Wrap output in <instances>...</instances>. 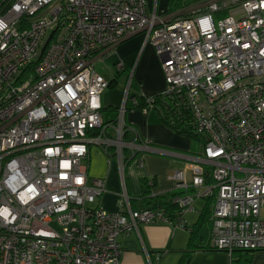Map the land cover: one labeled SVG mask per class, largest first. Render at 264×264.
<instances>
[{"label": "built area", "instance_id": "1", "mask_svg": "<svg viewBox=\"0 0 264 264\" xmlns=\"http://www.w3.org/2000/svg\"><path fill=\"white\" fill-rule=\"evenodd\" d=\"M158 9V0H0V264H120L121 234L172 222L161 206L132 209L126 191L119 210L105 209L106 178L88 176L90 144L112 150L123 173L134 68L118 120L106 123L109 80L96 56L138 34L161 59L160 96L190 108L204 142L173 172L178 217L214 199L211 249L264 251V0ZM142 96L148 113L154 94Z\"/></svg>", "mask_w": 264, "mask_h": 264}, {"label": "crops", "instance_id": "2", "mask_svg": "<svg viewBox=\"0 0 264 264\" xmlns=\"http://www.w3.org/2000/svg\"><path fill=\"white\" fill-rule=\"evenodd\" d=\"M147 1L150 6L153 5L154 0L151 3ZM159 4L160 0L158 8ZM142 45V34L127 38L115 48L97 55L95 68L96 64L103 63L106 72L101 74L111 81L118 70L117 61L123 60L128 68L134 67L133 79L144 83L147 64L143 66V74L137 75ZM153 57L157 72L154 77H149L148 85L144 88V92L149 94L159 93L165 84L162 63L151 48L147 51L146 61ZM117 79L118 83L106 89L101 96L106 123L118 120L129 82V79L124 80V76ZM133 79L124 104V123L127 126L124 139L128 147L124 151L126 163L123 173L118 160L112 156V150L107 154L100 145H89L88 176L90 179L106 178L108 189L97 202L109 211L120 209L124 191L134 210L155 207L156 197L159 198L158 202L171 200L173 193L180 192L175 188L176 182L172 177L174 170L185 167L192 162L190 157L198 155L192 149L193 138L166 125L158 109L153 108L148 113L141 110L137 98L144 94L131 89ZM108 131L113 133L112 127ZM196 140L203 149V140ZM140 159L143 165L138 164ZM187 172L189 178L194 175L189 168ZM149 180L153 181L152 186L148 184ZM213 209L214 199L196 198L190 210L184 211L170 223H141L138 229L121 234L118 237L120 264H264V251L237 250L230 256L225 251L211 249Z\"/></svg>", "mask_w": 264, "mask_h": 264}, {"label": "trees", "instance_id": "3", "mask_svg": "<svg viewBox=\"0 0 264 264\" xmlns=\"http://www.w3.org/2000/svg\"><path fill=\"white\" fill-rule=\"evenodd\" d=\"M199 1L202 0H168V3L170 5L168 13H183V11H185L183 10L185 7L193 5L194 3ZM120 76H124V80H127L130 77V68L126 66L124 70H117L115 78L109 81V87H113L115 84H117V77ZM153 97L156 102L154 108L159 110L160 115L166 125L183 135H188L193 139H200V137L193 131L194 126L192 123L190 108L186 104H181V106H177L174 101H169L166 100L164 97H161L160 93L154 94ZM145 100L146 98L144 96L139 95L137 98V105L140 108L143 107V105L145 104ZM178 193L179 192L173 193L171 195V199ZM155 199L156 204L154 206L163 207L166 212H168L172 221L178 218V207L176 204H174L171 200H160V202H158L159 198L156 197Z\"/></svg>", "mask_w": 264, "mask_h": 264}, {"label": "rangeland", "instance_id": "4", "mask_svg": "<svg viewBox=\"0 0 264 264\" xmlns=\"http://www.w3.org/2000/svg\"><path fill=\"white\" fill-rule=\"evenodd\" d=\"M152 0H150V3H151ZM170 9V5L169 3L167 2V0H160V4H159V9L158 11L160 13H165V12H168ZM172 14V13H170ZM153 48L154 52H155V55L157 56L158 60L161 61L159 55L157 54L156 52V49L153 45L151 44H148V45H142L141 47V50L139 52V55H138V58H139V65H138V69H137V75L138 74H143L144 71H142L143 69V66L145 64H147V67H146V78L144 79V83H139L137 79H133V85H132V90L139 93V94H144L146 96H152L154 93L156 92H153V93H147V92H144V88H145V85L147 84L148 85V79L150 76L154 77V75L156 74L157 70H156V66H155V57L149 59L148 61H146V58H147V51L149 49ZM142 56V57H141ZM141 58V59H140ZM96 68L97 70L100 72V73H103V72H106V68H105V65L102 63H98L96 64ZM163 70V68H162ZM164 73V71H163ZM164 77H165V73H164ZM125 78H126V75H125ZM129 79V78H128ZM127 79V80H128ZM144 86V87H143ZM166 87V79H165V84H164V87L163 89ZM162 89V90H163ZM153 109V108H152ZM192 149L197 153V154H200L201 151H202V148H201V144L196 140V139H192ZM263 215H264V210H263Z\"/></svg>", "mask_w": 264, "mask_h": 264}]
</instances>
